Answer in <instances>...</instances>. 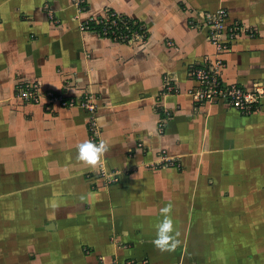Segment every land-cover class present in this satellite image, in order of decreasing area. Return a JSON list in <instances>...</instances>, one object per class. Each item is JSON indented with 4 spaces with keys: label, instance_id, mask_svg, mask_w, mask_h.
Returning <instances> with one entry per match:
<instances>
[{
    "label": "crops",
    "instance_id": "crops-1",
    "mask_svg": "<svg viewBox=\"0 0 264 264\" xmlns=\"http://www.w3.org/2000/svg\"><path fill=\"white\" fill-rule=\"evenodd\" d=\"M219 8L247 28L227 52L197 24ZM105 12L147 38L104 37ZM217 58L222 84L264 92V0H0V264H264V94L249 115L196 102L189 70ZM25 83L94 106L95 168L88 113L25 102Z\"/></svg>",
    "mask_w": 264,
    "mask_h": 264
},
{
    "label": "built area",
    "instance_id": "built-area-1",
    "mask_svg": "<svg viewBox=\"0 0 264 264\" xmlns=\"http://www.w3.org/2000/svg\"><path fill=\"white\" fill-rule=\"evenodd\" d=\"M74 1L78 3L82 0ZM97 23L101 27V34L116 42L133 44L141 42L142 40L144 41L147 38L142 24L131 22L116 12H105L97 20ZM197 24H200L201 27L206 29L207 39L219 52L231 50L233 41L247 31V28L238 22H228L227 13L223 8H219L214 13L203 14L201 22H197ZM223 67V59L217 58L213 61H208L202 66L191 68L189 70V77L198 85L196 90L190 92L192 98L196 102H215L222 100L241 114L249 115L253 113L256 104L263 97L264 92L258 88L245 90L235 83L228 85L222 84L220 75ZM166 86L168 91L174 90L168 84ZM15 94L17 98L25 102L42 103L46 107L58 104L65 108L79 107L84 109L89 115L87 122L89 139L96 145L100 144L99 128L92 114L94 106L87 99L77 100L52 90L41 91L36 83L17 85ZM100 173L103 177L116 180V178L104 172V169H101ZM109 264H118V262L111 259ZM124 264H135V262L127 260Z\"/></svg>",
    "mask_w": 264,
    "mask_h": 264
},
{
    "label": "clouds",
    "instance_id": "clouds-1",
    "mask_svg": "<svg viewBox=\"0 0 264 264\" xmlns=\"http://www.w3.org/2000/svg\"><path fill=\"white\" fill-rule=\"evenodd\" d=\"M107 151V145L102 141L99 145L92 143L91 141L79 145V154L77 159L87 165L95 168L101 161V157ZM172 211V205L169 204L161 209V213L165 215V221L163 227H159L157 233V239L154 240V245L160 251H174L179 241L175 236L169 235L174 231L173 221L169 217V213ZM176 236H179V232H176ZM171 242V243H170Z\"/></svg>",
    "mask_w": 264,
    "mask_h": 264
},
{
    "label": "rangeland",
    "instance_id": "rangeland-1",
    "mask_svg": "<svg viewBox=\"0 0 264 264\" xmlns=\"http://www.w3.org/2000/svg\"><path fill=\"white\" fill-rule=\"evenodd\" d=\"M136 43H143V40L141 42H136Z\"/></svg>",
    "mask_w": 264,
    "mask_h": 264
}]
</instances>
